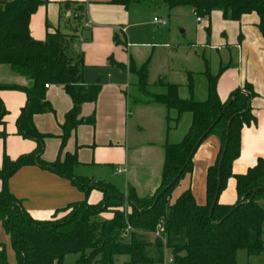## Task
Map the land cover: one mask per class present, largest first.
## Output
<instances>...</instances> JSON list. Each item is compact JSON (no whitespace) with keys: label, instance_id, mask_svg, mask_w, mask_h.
<instances>
[{"label":"trees","instance_id":"1","mask_svg":"<svg viewBox=\"0 0 264 264\" xmlns=\"http://www.w3.org/2000/svg\"><path fill=\"white\" fill-rule=\"evenodd\" d=\"M138 1L112 0L111 4L126 8ZM47 2L0 3V67L30 81L24 89L26 102L16 120L17 134L36 143L31 153L14 160L4 155L0 165V224L9 236L15 264H64L68 256L76 257L75 264H114V259L120 256L129 258L123 264H163L166 252L171 264H236L239 250H244L248 257L264 254L261 232L264 210L258 204L264 199V159H258L244 174L233 175L231 171L240 153L242 129L256 123L250 106L255 97L252 87L246 83L221 102L216 82L225 66L214 75L206 73L204 101L192 98L191 75L186 99L179 97L177 85L162 80L158 86L164 91L152 94L148 91L146 64L136 67L130 60L127 70L136 78L135 86L145 101L174 111L175 117L167 120V130L176 127L181 115L189 114L188 131L178 143L163 146L160 182L150 197L139 198L132 188L123 194L109 183L75 176L72 171L77 165L76 156L65 155L61 159L60 155L72 131L82 124H94V116L82 119L80 110L83 104L96 101L100 85L82 82L80 61L74 62L66 54L68 36L55 30L47 31L43 41L30 37V18ZM164 3L169 10L188 8L196 18L208 19L212 12H219L224 20L237 22L243 15L254 13L264 39V0H164ZM206 33L209 34V26ZM114 42L125 45L117 39ZM49 85L60 86L72 103L61 125L59 154L53 163L40 159L44 140L50 136L40 134L32 121L35 115L53 111L45 98ZM4 87L0 85V89ZM5 114L0 104V125ZM5 136L2 130L0 138ZM209 137L217 140L218 150L214 163L206 170L204 204L197 205L189 189L171 203L173 189L182 178L191 175L193 156ZM29 166L53 171L69 181L83 194V200L56 210L49 220H34L8 189L10 178ZM230 178L235 180L236 201L232 205L219 204L218 197ZM93 190L101 194V199L91 205L87 198ZM103 213H110L111 217L98 220ZM0 264H9L2 244Z\"/></svg>","mask_w":264,"mask_h":264},{"label":"crops","instance_id":"2","mask_svg":"<svg viewBox=\"0 0 264 264\" xmlns=\"http://www.w3.org/2000/svg\"><path fill=\"white\" fill-rule=\"evenodd\" d=\"M111 1L48 0L31 16L29 34L35 41H43L47 31L57 30L68 36L66 54L74 62L80 61L82 82L100 85L96 101L83 104L80 110V118L94 116V124L79 125L71 132L60 155L61 159L65 155H75L77 165L72 171L75 176L105 183L113 182L112 180L117 178L113 171L117 168L120 171L121 168L124 173L121 192L125 194L128 188H132L139 198H144L140 197L138 188L142 177H146V182H149L147 167L154 160L153 156L160 160L159 165L154 168L155 175L158 169L161 175L163 146L166 143H178L184 137L191 116L181 115L176 127L167 130V114L165 121H161L152 117L155 112H147L146 121L142 122V126L138 124L137 129L154 125L158 136L140 145V148L149 149L147 157L144 155L136 159L130 158V148L127 145L130 117L129 89L132 77L135 79L134 84L136 78L127 70L131 59L127 60L123 54L128 46L126 37L130 38L132 35L125 29L129 26L130 13L128 6L125 8L113 5ZM162 1L164 3V0ZM171 15L192 18L193 45L199 50L200 55H197L196 51L194 54L204 66H166V71H160L159 76L162 77H158V82L162 80L164 83L177 85L179 97L186 99L189 97L186 85L188 76L191 75L192 98L204 101L207 93L206 73L214 75L221 67L226 66L216 82V92L221 102H224L233 90L242 88L246 83L255 93V97L250 100V106L256 123L242 129L240 153L231 165L233 175L244 174L258 159H264V39L257 29L258 17L252 13L243 15L239 21L233 22L224 20L219 12H212L208 19L196 18L188 8L171 10ZM208 26L209 34L206 33ZM116 39L124 41L125 45H116L114 42ZM148 63L146 60L140 66L144 64L147 66ZM164 78L166 80L168 78L169 81ZM148 79L149 71L147 84ZM198 79L203 81L204 90L197 96L195 85ZM29 82L27 78L15 75L7 67H0V85L7 86L0 89V104L6 111L2 118L3 124L0 125V132L2 130L6 132V136L0 138V165L4 155L14 160L31 153L36 147L34 141L18 135L16 127L20 109L27 99L24 89L28 87ZM182 90L186 91L187 97H184L185 93L181 97ZM141 97L142 99L136 97L134 102L143 105L145 109L152 107L151 109L157 110L158 106H162L147 103L145 98ZM45 98L53 111L35 115L32 121L40 134L50 136L44 140L40 159L53 163L59 154L61 125L72 103L62 88L55 85L46 87ZM217 150V140L213 137L207 138L193 156L191 175L185 176L178 183H183L182 192L186 189L191 191L197 205L204 204L206 170L214 163ZM105 169L112 171L106 173ZM235 185L233 178L227 180L225 189L218 197L219 204L235 203ZM8 189L17 200H20L21 208L38 221L49 220L56 210L83 200V194L69 181L53 171L37 166L21 168L8 181ZM93 195L94 197L98 195L99 200L101 199L100 193L92 194V197ZM101 217L106 220L111 214L103 213ZM0 244L5 248L9 264H15L9 236L1 224Z\"/></svg>","mask_w":264,"mask_h":264},{"label":"rangeland","instance_id":"3","mask_svg":"<svg viewBox=\"0 0 264 264\" xmlns=\"http://www.w3.org/2000/svg\"><path fill=\"white\" fill-rule=\"evenodd\" d=\"M6 1L7 0H0V3ZM128 7L130 21L129 26H126L125 29L129 30L132 35L130 38L126 37L128 46L126 52L123 54L126 55L127 60L131 59L136 66H140L146 60L149 61L147 65L149 69L148 90L151 93L158 94L164 91L158 86V77H162L159 76V73L160 71L165 70L166 66H204L198 61L194 54L196 51L195 53L200 55L199 50L194 48L193 45L191 17H174L171 15V10L165 6L162 0H140L138 2H131ZM154 18L159 21H164L166 25L161 26L155 24L153 22ZM164 79L166 80V78ZM166 81H169L168 78ZM134 83L135 79L132 77V85L129 89L130 117L128 121L127 136V145L130 148L129 156L131 159H136L144 155L147 157L149 149L140 148V145L150 139L154 140L158 136V131L154 125L149 128L143 127L140 130L137 129L138 124L142 126V122L146 121L147 112H155L152 117L156 120L160 119L161 121H165L166 114L168 115V118L175 117L174 111H168L163 106H158L159 108L154 110L151 109L152 107L150 109H145L143 108V105L135 104V98L142 99V97L137 92ZM203 84L202 80H196L195 89L197 91V96L204 90ZM184 93V97H187L185 90L180 92L181 97ZM139 106L142 107L139 108ZM170 126H172V124H170ZM153 158L154 160L147 167L149 182H146V177L141 178L140 188H138L140 197H150L158 186L160 170L158 169V173L155 175L154 168L157 164L159 165L160 160L158 157L156 159L155 156H153ZM161 159H163V152L161 154ZM119 169L120 171H118V168L116 170L113 169L117 178L112 180L113 182L108 183L112 184L118 192L122 193L124 173L121 171V168ZM110 171L112 170L105 169L106 173ZM110 177L112 178V175H110ZM182 189L183 183L178 184L173 189L171 193V203L180 195ZM92 194L99 193L96 190L91 191L88 195L87 202L98 203L99 196L96 195L98 198L96 196L94 197V195L92 197ZM258 204L264 210V201H259ZM97 219L103 220L101 215L98 216ZM261 232L262 238L264 239V222L261 226ZM168 257V253L166 252V260ZM75 258V256H68L64 264H75ZM128 259L127 256L116 257L114 259V264H123L127 262ZM236 264H264V254L258 257H248L244 250H239L236 254Z\"/></svg>","mask_w":264,"mask_h":264},{"label":"water","instance_id":"4","mask_svg":"<svg viewBox=\"0 0 264 264\" xmlns=\"http://www.w3.org/2000/svg\"><path fill=\"white\" fill-rule=\"evenodd\" d=\"M228 128H229V125L227 126L226 137H227V135H228ZM224 153H225V148L223 149V151H222V153H221V155H220V158H219V162H218V170H219V168H220V164H221V162H222V160H223ZM219 183H220V178H219V176H218V177H217V184L219 185ZM216 199H217V196H215V198H214V202L216 201ZM214 202H213L212 207H211V209H210V215H211L212 208H213V206H214Z\"/></svg>","mask_w":264,"mask_h":264},{"label":"built area","instance_id":"5","mask_svg":"<svg viewBox=\"0 0 264 264\" xmlns=\"http://www.w3.org/2000/svg\"><path fill=\"white\" fill-rule=\"evenodd\" d=\"M153 22H154L155 24H159V25H161V26H165V25H166V23H165L164 21H159V20L156 19V18L153 19ZM171 263H172V260H171L170 257H168L167 260H166V258H164V262H163V264H171Z\"/></svg>","mask_w":264,"mask_h":264}]
</instances>
